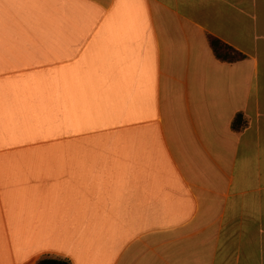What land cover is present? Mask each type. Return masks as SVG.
<instances>
[{"label":"crops","instance_id":"obj_1","mask_svg":"<svg viewBox=\"0 0 264 264\" xmlns=\"http://www.w3.org/2000/svg\"><path fill=\"white\" fill-rule=\"evenodd\" d=\"M44 257L264 264V0H0V264Z\"/></svg>","mask_w":264,"mask_h":264},{"label":"trees","instance_id":"obj_2","mask_svg":"<svg viewBox=\"0 0 264 264\" xmlns=\"http://www.w3.org/2000/svg\"><path fill=\"white\" fill-rule=\"evenodd\" d=\"M210 45L213 49V51L215 52V54L221 58V59H226L228 55V46L223 44L222 42H220L217 39L214 38H210ZM239 118V114L238 116H236V120ZM234 126H235V122H234ZM36 264H70L68 260L63 259V258H55V257H44L41 258Z\"/></svg>","mask_w":264,"mask_h":264},{"label":"snow or ice","instance_id":"obj_3","mask_svg":"<svg viewBox=\"0 0 264 264\" xmlns=\"http://www.w3.org/2000/svg\"><path fill=\"white\" fill-rule=\"evenodd\" d=\"M116 7H118V4H114L112 5V8L115 9Z\"/></svg>","mask_w":264,"mask_h":264},{"label":"rangeland","instance_id":"obj_4","mask_svg":"<svg viewBox=\"0 0 264 264\" xmlns=\"http://www.w3.org/2000/svg\"><path fill=\"white\" fill-rule=\"evenodd\" d=\"M260 52H262V51L260 50ZM261 64H263V61H260V65H261Z\"/></svg>","mask_w":264,"mask_h":264}]
</instances>
